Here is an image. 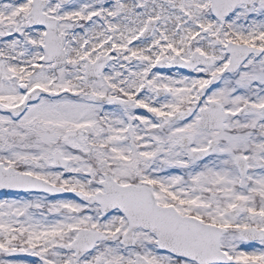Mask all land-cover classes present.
Instances as JSON below:
<instances>
[{"label":"snow or ice","instance_id":"obj_1","mask_svg":"<svg viewBox=\"0 0 264 264\" xmlns=\"http://www.w3.org/2000/svg\"><path fill=\"white\" fill-rule=\"evenodd\" d=\"M0 264H264V0H0Z\"/></svg>","mask_w":264,"mask_h":264}]
</instances>
